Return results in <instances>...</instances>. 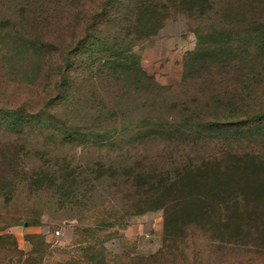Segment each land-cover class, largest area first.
<instances>
[{
  "label": "rangeland",
  "instance_id": "obj_1",
  "mask_svg": "<svg viewBox=\"0 0 264 264\" xmlns=\"http://www.w3.org/2000/svg\"><path fill=\"white\" fill-rule=\"evenodd\" d=\"M98 1L0 0V143L26 140L28 172L43 170L50 184L0 192V264H264V1H139L165 7L163 27L135 36L160 95L154 108L177 130L194 122L193 137L146 139L131 125L101 136L109 130L76 127L83 111L67 128L24 111L12 118L4 110L54 108L51 74L21 53L35 46L34 26L40 21L43 40L70 48ZM121 27L120 38L132 33ZM68 67L78 83L79 60ZM142 101L132 100L123 125L148 108ZM235 152L252 176L223 188L240 192L208 210L173 201L197 184L205 189L208 155ZM153 172L179 175V183L160 193L164 177Z\"/></svg>",
  "mask_w": 264,
  "mask_h": 264
},
{
  "label": "trees",
  "instance_id": "obj_2",
  "mask_svg": "<svg viewBox=\"0 0 264 264\" xmlns=\"http://www.w3.org/2000/svg\"><path fill=\"white\" fill-rule=\"evenodd\" d=\"M139 1H98L93 5L88 19L82 26V36L67 49L55 47L53 42L43 40L41 38L43 27L38 21L34 26L37 35L32 52L22 50L21 53L26 54V58H32L33 64L38 67L39 71L46 73L47 77L49 73L51 74L48 82L53 91L50 102L54 108L6 109L4 111L13 115L12 118L25 112V115L37 121L46 116L45 119L49 121L50 126L57 122L64 128L69 127L66 123L71 120L73 112L83 111L84 116L77 117L81 124L79 123L76 127L98 131L109 130L101 136H109L112 131L116 133L121 129L126 132L131 125L135 129V136L146 139L193 137L194 129L197 127L194 122H190L187 130H177L174 124L167 121L168 116L154 108L160 103V95L155 92L157 85L154 76L145 73L140 65L139 55L134 49L137 45L135 36L137 33L146 31L144 35L148 37L163 27V20L158 11L159 9L164 10L165 7L162 5L149 6ZM243 1L247 2L249 7L253 5L256 8V1L262 5V0ZM36 18L40 19V16L37 15ZM124 22L131 27L129 31L132 33L126 34V38H120L116 34L121 31ZM141 37L143 36H139L138 39L141 40ZM72 60H79L82 66V76L75 84L70 79L68 67ZM148 96L151 104L146 102ZM143 98L142 102L146 103L150 109L143 108L136 111L138 118H133L134 122L131 124L128 122L126 123L128 125H123L126 120L128 121L126 117L131 114L128 108L132 100L135 99L140 104V99L143 100ZM89 102L90 104L87 105ZM83 104L85 105L80 106ZM65 106L75 108H63ZM5 127L6 130L23 132V128L18 129L16 126ZM28 148V142L24 139L0 143L1 193L6 189L10 192L13 188L20 184L24 185L28 181H32L31 185L34 189L49 188L47 173H41L43 170L38 173L33 170L31 174L28 172L30 168L25 163ZM240 155H242L240 152L208 155L205 167L208 171L211 167L213 172L206 175L205 189L195 191L197 184L191 192L184 194L182 198L176 197L173 201H190L191 204L205 202L207 210L211 204L225 203L226 199H229L227 192H240L237 188L229 190L230 187H237L235 183L244 182V177L252 176L241 172L245 171L246 166L244 165L245 160L241 159ZM226 156H231V158L227 159ZM153 173L164 177L160 179V191L157 190L160 193L166 190L167 185L176 186L180 180L179 175ZM154 196L152 194L151 198Z\"/></svg>",
  "mask_w": 264,
  "mask_h": 264
},
{
  "label": "built area",
  "instance_id": "obj_3",
  "mask_svg": "<svg viewBox=\"0 0 264 264\" xmlns=\"http://www.w3.org/2000/svg\"><path fill=\"white\" fill-rule=\"evenodd\" d=\"M54 235L58 237L60 235V230L59 229L54 230Z\"/></svg>",
  "mask_w": 264,
  "mask_h": 264
}]
</instances>
